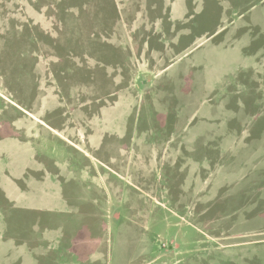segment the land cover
I'll list each match as a JSON object with an SVG mask.
<instances>
[{
  "label": "rangeland",
  "instance_id": "374dc122",
  "mask_svg": "<svg viewBox=\"0 0 264 264\" xmlns=\"http://www.w3.org/2000/svg\"><path fill=\"white\" fill-rule=\"evenodd\" d=\"M0 264H264V0H0Z\"/></svg>",
  "mask_w": 264,
  "mask_h": 264
}]
</instances>
